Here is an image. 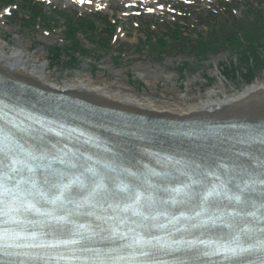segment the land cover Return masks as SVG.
Listing matches in <instances>:
<instances>
[{"label": "rangeland", "instance_id": "obj_1", "mask_svg": "<svg viewBox=\"0 0 264 264\" xmlns=\"http://www.w3.org/2000/svg\"><path fill=\"white\" fill-rule=\"evenodd\" d=\"M41 1L47 2L49 9L58 8L66 10L67 14L68 12L76 13L75 19L79 17L88 19L95 14H102L111 19L115 17L117 22L114 37L115 28L110 30L103 19H97L98 29L80 32L81 38L76 39L78 43L74 44V49L76 45L79 48H85L87 51L83 53L85 55L78 54V60L74 58L75 62L69 63L68 56L73 51L68 53V49H64V60L54 69L50 67L49 49L58 46L62 49L70 44L69 42L67 45V39L63 33L65 23L61 21L49 28L43 24L24 22L25 14L23 16L16 13L11 17H7L8 14H1L0 46H5L6 51L10 53L22 52L23 56L26 55L31 59L34 67H49L50 74L61 82L79 81L82 84L83 80L90 79L91 76L100 81L98 84L97 81L94 83L97 88H101L104 83L125 86L131 90L129 95L136 100L144 97L173 104H175L174 98L187 97L189 102L201 99L200 96H204V91L209 88L210 82L213 83V88L208 89L206 93L214 90L232 92L241 90L247 85L240 76L236 80L225 79L223 76L225 72L222 69L226 64L233 63L239 70H246L244 65L247 62L246 51L237 49V44L231 46L226 43L219 48V52L201 56L194 49L188 50L186 46L184 47V40L181 38L177 40L170 38L166 48H162L159 41L160 38L173 34L169 27L167 29L163 26L169 20L175 21L173 9L182 7V4L190 6L188 8L190 11L195 8L200 9L199 15H191L186 26L187 38H192L195 42H202L205 40L203 38H209L213 34L209 28L199 26L197 19L204 17L206 22H212V19L207 18L208 10H213L219 17L218 20L227 21L232 25L233 20L230 14H225V0ZM148 1L154 4L147 5ZM228 5L238 17L237 20L244 24V28L251 27L248 24L264 25V0H228ZM148 25L151 27L147 28ZM106 28L109 32L105 31ZM202 34L200 38L199 35ZM149 35H151L150 38H147ZM258 56L264 60V49L256 53L254 58ZM66 69L69 70L66 71ZM258 75L257 81H264V70H261V74Z\"/></svg>", "mask_w": 264, "mask_h": 264}, {"label": "snow or ice", "instance_id": "obj_2", "mask_svg": "<svg viewBox=\"0 0 264 264\" xmlns=\"http://www.w3.org/2000/svg\"><path fill=\"white\" fill-rule=\"evenodd\" d=\"M2 131V130H0ZM42 157L36 156L32 151L26 149L14 138L5 137L0 140V224L7 225L13 223L17 228L10 229L8 227H0V257H8V260H0V264H26L23 260H13L12 257H19L21 253L13 251V249L21 247L29 248H56L59 245H83L84 242L91 240L93 237H100V239H114L128 240V243L123 247L128 249L136 248L137 246L143 248L152 245V239H149L144 232H138L136 228H128L126 231L121 229V225H126L127 221L121 218L117 222L116 216L105 217L98 215L95 209L100 206V201L105 196L111 193L110 186L105 183L103 177L93 168H88L87 172L93 173L92 176H86L84 172L80 175L71 173L70 170L57 171L51 170L49 175L44 179L43 185L35 179L36 174L40 170V162ZM60 161L61 164L66 161L60 157H54ZM70 167H76L71 165ZM19 177L20 179H16ZM97 177H100L99 179ZM258 183L264 185V171L258 177ZM120 192L116 196L121 200L127 198L130 203H123V211H131L133 216L141 217L143 220H148L149 215H146L147 210L155 202L153 195L145 196L143 192L134 191L129 185L121 183L119 185ZM251 184H245V189H250ZM245 189H239L240 194L229 199H235L237 202L246 203L244 199ZM179 193L180 189H173ZM87 192V195H83ZM79 194L80 199L75 200L73 196ZM215 194V189L209 191L207 196ZM47 205H52L51 210H46ZM66 205H74V209L66 207ZM109 207L119 210L120 203L109 205ZM260 207L264 209V189H262L260 198ZM81 208H91L92 211L80 213L95 217L96 220H105V223L111 221L108 227H103L95 223H80L73 219L74 211ZM36 213L45 217L41 222L44 228L48 231L36 232L29 231L21 225L24 220L18 219L27 214ZM62 213V214H61ZM199 215V213H197ZM250 215H254L250 213ZM215 222V221H213ZM28 223H34L28 221ZM226 227L231 229L233 225L225 222ZM137 227L146 228L147 225L142 222ZM252 229L247 225L240 227L239 231L230 237L220 238L212 241H199V244L205 245L204 250L193 248L197 257L199 256H213L224 254L225 258L229 255L232 257H244L246 255H257L258 264H264V227L260 228L261 238L254 244H246L242 241L244 237L251 232ZM67 233L69 239H54L53 242H47L43 239L45 236L56 237L57 233ZM108 235L105 236L104 234ZM31 239L34 242L27 245L16 243L21 239ZM35 241H39L36 243ZM83 251H99L82 247ZM47 256V254H45ZM140 255H150L147 251H141ZM59 259H76V257L59 256ZM118 260H123L125 257L120 256ZM44 264H51V258L45 259ZM95 264V262H94ZM99 264H116L115 260H100ZM158 264V262H156Z\"/></svg>", "mask_w": 264, "mask_h": 264}, {"label": "bare ground", "instance_id": "obj_3", "mask_svg": "<svg viewBox=\"0 0 264 264\" xmlns=\"http://www.w3.org/2000/svg\"><path fill=\"white\" fill-rule=\"evenodd\" d=\"M6 50L5 46H0V81L19 88L17 91L20 93L34 94L31 91L35 89V91L42 92V97L48 99L62 96V100L69 105L86 104L88 109L85 112L88 117H92L95 110H111L126 114L123 116L129 118L182 124L227 119H240L249 123L250 121L256 122L260 116L264 120V81L259 80L242 90L232 92L214 90L204 94L203 97L200 96L201 99L190 102L187 97L174 98L175 104L144 97L136 100L129 95L131 90L125 86L104 83L101 88L95 87V81L97 84L100 81L91 76L90 79L83 80L82 84L79 81L58 82L53 75L47 74L49 68L34 67L31 59L26 55L23 56L22 52L10 53ZM3 52L5 54H2ZM22 85L26 89L22 88ZM117 121L127 125L124 119H117ZM135 153L138 154L137 149Z\"/></svg>", "mask_w": 264, "mask_h": 264}, {"label": "trees", "instance_id": "obj_4", "mask_svg": "<svg viewBox=\"0 0 264 264\" xmlns=\"http://www.w3.org/2000/svg\"><path fill=\"white\" fill-rule=\"evenodd\" d=\"M70 23V34L73 38L76 36L74 34L75 31L79 30L80 28H82L83 31L84 29H97L96 22L92 20L87 21V23H80L79 25L72 23V21H70ZM219 25L222 27V29H214L213 34L209 38H206L208 40L207 42L202 41L199 46L194 44H191V46L197 48L201 55H207L210 52L219 51L218 49L223 47L226 43L231 46H235V44H237V49L246 51L245 60H247V62L244 63L246 70H244V72L236 67L232 69L227 68V72L232 74L234 78L241 74L245 82L252 81L264 67L263 59H261L259 56L256 57V59L254 58L256 53L260 52L261 49H264V25L259 26L258 24H248L251 27L244 28V24H241V22L237 20H235L231 26L228 24L226 25L225 23L222 25L221 22ZM215 28H217V26H215ZM217 32H220V34H217ZM169 38H173L174 40L180 38L185 39L181 34L175 35L174 32L173 34H168V39ZM159 41L163 46H167L169 42L166 37L160 38ZM184 46L188 45L185 43ZM54 54L59 60L61 56L60 48L55 49Z\"/></svg>", "mask_w": 264, "mask_h": 264}]
</instances>
